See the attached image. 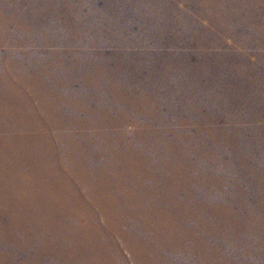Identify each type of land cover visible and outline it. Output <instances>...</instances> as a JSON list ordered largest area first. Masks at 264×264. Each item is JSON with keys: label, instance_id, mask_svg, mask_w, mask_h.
Masks as SVG:
<instances>
[{"label": "rangeland", "instance_id": "rangeland-1", "mask_svg": "<svg viewBox=\"0 0 264 264\" xmlns=\"http://www.w3.org/2000/svg\"><path fill=\"white\" fill-rule=\"evenodd\" d=\"M0 264H264V0H0Z\"/></svg>", "mask_w": 264, "mask_h": 264}]
</instances>
